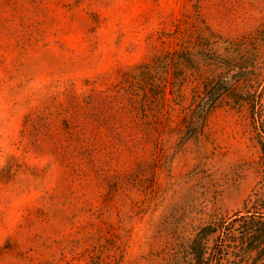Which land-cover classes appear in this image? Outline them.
I'll use <instances>...</instances> for the list:
<instances>
[{
  "label": "rangeland",
  "instance_id": "obj_1",
  "mask_svg": "<svg viewBox=\"0 0 264 264\" xmlns=\"http://www.w3.org/2000/svg\"><path fill=\"white\" fill-rule=\"evenodd\" d=\"M263 138L264 0H0V264H264Z\"/></svg>",
  "mask_w": 264,
  "mask_h": 264
},
{
  "label": "trees",
  "instance_id": "obj_2",
  "mask_svg": "<svg viewBox=\"0 0 264 264\" xmlns=\"http://www.w3.org/2000/svg\"><path fill=\"white\" fill-rule=\"evenodd\" d=\"M214 103L215 99L210 98L209 102H207L208 108H206V112ZM260 143L264 153V138ZM243 220L245 221L244 232L241 236L245 240V243L243 244L245 247L244 251L246 253L254 251H259V254L264 253V219L262 217L257 219L256 216H250L248 218H243ZM217 232L218 228L212 226H206L200 230L190 246V252L195 260V264H208L213 253V250L211 249L210 251V247L208 246V239ZM208 253L210 255L209 257H206V254Z\"/></svg>",
  "mask_w": 264,
  "mask_h": 264
}]
</instances>
